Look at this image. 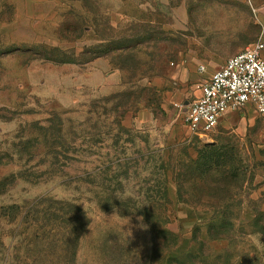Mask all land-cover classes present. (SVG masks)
<instances>
[{"label": "rangeland", "instance_id": "rangeland-1", "mask_svg": "<svg viewBox=\"0 0 264 264\" xmlns=\"http://www.w3.org/2000/svg\"><path fill=\"white\" fill-rule=\"evenodd\" d=\"M240 29L264 42V0H0V264H64L39 197L86 212L76 264H264V114L184 124L216 69L184 53Z\"/></svg>", "mask_w": 264, "mask_h": 264}, {"label": "built area", "instance_id": "built-area-1", "mask_svg": "<svg viewBox=\"0 0 264 264\" xmlns=\"http://www.w3.org/2000/svg\"><path fill=\"white\" fill-rule=\"evenodd\" d=\"M247 107L264 114V42L259 39L229 57L186 102L184 124L206 137L229 112Z\"/></svg>", "mask_w": 264, "mask_h": 264}, {"label": "trees", "instance_id": "trees-1", "mask_svg": "<svg viewBox=\"0 0 264 264\" xmlns=\"http://www.w3.org/2000/svg\"><path fill=\"white\" fill-rule=\"evenodd\" d=\"M219 155L220 153H213V155H211L213 159L209 160L207 163H203L206 172L222 171L225 169L226 164L219 158ZM164 182L166 181L164 180ZM159 187L162 189L161 199L163 201H168L166 184L160 182ZM148 190L153 191L150 188ZM151 197L152 196H149V198ZM37 200L41 203V206L45 205L47 201H49L50 204L42 210H36L37 213L42 214L41 217L44 220V224L39 226L41 234L40 237L36 238L34 241L41 246L42 251L46 250L51 254H55L58 258H63L64 264H76L78 241L81 233L89 224L86 212L74 202L54 200L46 197H39ZM51 202L52 204L57 203L60 206L55 208L51 205ZM148 203V208L145 207L144 211L153 212L164 206V204L155 202L154 199L148 201ZM162 231L168 232L165 228ZM35 260L36 259H34V261Z\"/></svg>", "mask_w": 264, "mask_h": 264}, {"label": "crops", "instance_id": "crops-1", "mask_svg": "<svg viewBox=\"0 0 264 264\" xmlns=\"http://www.w3.org/2000/svg\"><path fill=\"white\" fill-rule=\"evenodd\" d=\"M236 33L237 34L235 36L230 34V35H228V38H224L225 40L227 39L228 44L226 42H224L223 44L220 43L219 47H221V48L218 47V49H216L214 51L209 50V51H205V52H201V53L197 52V51H192V52L184 53L185 60L198 61V62L203 61L202 63L199 64L200 70L203 69L204 66H206V64H205L206 62H210V61L217 63V64L215 63L213 68H216V69L220 68L229 57L237 54L238 52L242 51L243 49H245L248 46V40L246 39V37L243 38L242 30L241 29L237 30ZM211 74H212V72L210 73V75ZM210 75H209V77H210ZM209 77H208V79H209ZM197 96H199V88H198Z\"/></svg>", "mask_w": 264, "mask_h": 264}, {"label": "clouds", "instance_id": "clouds-1", "mask_svg": "<svg viewBox=\"0 0 264 264\" xmlns=\"http://www.w3.org/2000/svg\"><path fill=\"white\" fill-rule=\"evenodd\" d=\"M142 219H143V218H142V217H140V220H141V221H142ZM142 227H143V228H145V229L147 228V226H146V225H142Z\"/></svg>", "mask_w": 264, "mask_h": 264}]
</instances>
